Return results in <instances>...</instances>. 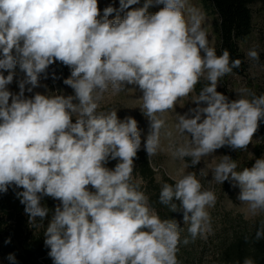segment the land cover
Here are the masks:
<instances>
[{"label": "clouds", "instance_id": "obj_1", "mask_svg": "<svg viewBox=\"0 0 264 264\" xmlns=\"http://www.w3.org/2000/svg\"><path fill=\"white\" fill-rule=\"evenodd\" d=\"M119 2L124 10L139 0ZM155 4L163 7L154 14L148 13L153 0H145L122 19L119 14L109 19L117 9L105 7L101 17L98 0H0V70L9 71L6 77L0 73V192L22 188L17 196L34 226L49 212L41 206L43 196L60 202L44 232L54 264H178L183 229L174 219H161L133 178L141 147L138 122L131 116L119 119L114 108L99 110L105 93L138 86L140 109L151 128L144 148L152 157L160 149L164 114L194 93L201 79L207 81L191 97L197 107L176 115L175 128L188 139L172 156L190 157L192 166L226 145L246 149L264 119V94L229 101L217 91L220 79L242 61H230L226 49L217 55L202 27L203 13L189 0ZM247 55L260 58L256 47ZM55 61L71 68L64 84L74 95L25 98V86L31 85L28 92L38 87L40 75ZM17 64L25 79L14 95L6 86ZM109 157L119 159L113 170L104 166ZM237 168L225 155L212 169V180L231 179L246 213H264V158L251 168ZM174 200L191 238H206L214 191L203 189L189 172L174 185H162L159 203L175 212ZM262 238L264 220L255 233L257 241ZM8 259L15 264L14 254ZM243 264L255 261L245 258Z\"/></svg>", "mask_w": 264, "mask_h": 264}, {"label": "rangeland", "instance_id": "obj_2", "mask_svg": "<svg viewBox=\"0 0 264 264\" xmlns=\"http://www.w3.org/2000/svg\"><path fill=\"white\" fill-rule=\"evenodd\" d=\"M144 3L145 0H139L138 4L132 5L128 9L120 10L119 0H98V8L102 17L103 9L112 6L117 9V12L112 13L109 19H115L117 14L122 19L127 11L142 7ZM189 4L203 13L204 20L202 27L207 30L209 45L217 50L218 37L215 29V16L204 11L200 0H189ZM162 7L163 5L155 4V0H153V5L149 7L148 13L154 14ZM251 11L253 14V31L248 38L239 43V49L246 59L247 71L243 77L230 76L228 78L229 88L234 94V100L239 99V95H246L250 99L249 93H254L257 96L264 94V6L255 4L251 6ZM254 47L259 52L260 58L258 61L251 60L247 55L248 51ZM11 71L13 72V81L6 88L14 95H18L20 92L19 83L25 79V73L20 69L19 64ZM0 73L6 77L9 71L0 70ZM220 86L219 81L217 89ZM29 87L31 85L25 86V98H32L36 93L42 95H61L64 97L74 95V90L70 86L61 90L59 94L55 92L51 93L46 84L45 73L40 75L38 87L28 92L27 88ZM193 95H196V93L194 92L189 97L178 101L174 111L164 114L165 127L161 129L160 149L152 157L147 155L150 165L156 174L155 178L157 182H162V178L175 182L176 179L182 178L183 175L194 172L197 179L201 182L203 189L212 190L217 196L215 206L208 209L211 217L212 231L206 235V238L197 237L195 240L191 238L187 231L188 225H185L183 222V210L180 208V202L173 201L178 206L173 219L183 229L181 232V243L178 245V252L176 254L178 264H224V253L227 248L236 242L237 239L247 238L255 234L261 226V221L264 220V213L255 217L248 215L246 213V206L238 199L239 186H234L235 182L231 179L223 182V184L216 183L212 180V169L220 162L221 157L225 155L237 162V171H241L245 167L251 168L257 159L264 158V153L260 152L263 142L260 136L255 135L246 149H233L226 145L215 150L211 155L203 157L200 163L195 166L191 165L190 157H186L183 160L174 158L172 150L184 144L186 139H188L186 136L180 135L176 130V115H184L185 113H189V109L197 107L196 103L191 100ZM141 96L142 92L138 86L126 85V90L119 94H112L111 91L105 93L103 99L99 102V110L107 111L114 108L117 110L119 119L123 120L128 116L136 119L141 135L140 148L145 150L144 143L151 128L149 119L140 109L142 104ZM9 103H11V98L9 99ZM200 106L206 105L201 103ZM74 122L75 117H73ZM118 162V158L112 159L109 157L104 166L113 170ZM201 169H204L205 175L200 174ZM133 178L140 182L136 177L133 176ZM140 184L142 183L140 182ZM19 189L14 185L9 186L7 192H0L1 200L15 199ZM88 189L89 191H94L91 185L88 186ZM46 198L55 201L56 205L60 203L52 197L46 196ZM45 228L44 225L39 224V230ZM185 238L189 240L188 244L183 243ZM0 264H4L2 260H0Z\"/></svg>", "mask_w": 264, "mask_h": 264}, {"label": "trees", "instance_id": "obj_3", "mask_svg": "<svg viewBox=\"0 0 264 264\" xmlns=\"http://www.w3.org/2000/svg\"><path fill=\"white\" fill-rule=\"evenodd\" d=\"M205 12L213 14L216 18V33L218 37L217 55H221L226 49L230 53V61L240 59V67L234 68L230 74L220 79L218 92L224 94L229 101L234 100V94L229 88L230 76L243 77L247 71L245 56L239 49V43L250 36L253 31V14L251 6L261 4L264 0H200ZM71 76V68L60 61L49 65L45 72V80L51 93H60L68 87L64 80ZM207 81L201 79L196 85L195 93L198 95ZM261 137L263 142L260 147L264 153V119L259 121L258 130L254 134ZM258 153V152H257ZM147 152L139 149L134 158L133 176L140 180L141 190L149 198L150 206L157 212L161 219H173L175 212L169 206L159 203V193L164 183L175 182L162 178L157 182ZM23 191L22 188L19 192ZM41 206L49 209L48 215L43 219L37 218L36 226L29 223V214L25 212V205L20 202L18 196L13 200H1L0 198V260L4 264H12L9 254H14L15 264H54L48 255L50 249L45 246L44 232L50 222L56 203L52 199L43 196ZM39 224L45 229L39 230ZM10 240L9 243L6 241ZM224 264H243L245 258H252L255 264H264V238L257 241L255 234L237 239L224 253ZM250 255V256H249Z\"/></svg>", "mask_w": 264, "mask_h": 264}]
</instances>
